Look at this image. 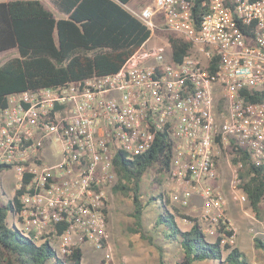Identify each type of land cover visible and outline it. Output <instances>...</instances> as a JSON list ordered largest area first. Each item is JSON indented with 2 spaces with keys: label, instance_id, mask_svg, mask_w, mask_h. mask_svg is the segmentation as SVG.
I'll list each match as a JSON object with an SVG mask.
<instances>
[{
  "label": "built area",
  "instance_id": "2783aa9c",
  "mask_svg": "<svg viewBox=\"0 0 264 264\" xmlns=\"http://www.w3.org/2000/svg\"><path fill=\"white\" fill-rule=\"evenodd\" d=\"M126 9L151 36L119 72L8 97L0 166L14 172V193L21 192L14 215L28 237L48 241L60 257L87 244L108 249L115 159L146 154L164 134L180 206L198 199L204 234L234 246L228 200L215 183L222 150H246L264 168V103L241 95L264 89V0H153ZM159 32L191 46L181 62ZM154 38L161 46L150 44ZM235 168L231 199L247 204L242 161Z\"/></svg>",
  "mask_w": 264,
  "mask_h": 264
},
{
  "label": "trees",
  "instance_id": "16d2710c",
  "mask_svg": "<svg viewBox=\"0 0 264 264\" xmlns=\"http://www.w3.org/2000/svg\"><path fill=\"white\" fill-rule=\"evenodd\" d=\"M130 1L76 0L70 17L62 20H57L40 1L0 3V54L18 52L17 57L0 64V113L8 106V97L12 94L63 87L119 72L151 36L150 31L122 6ZM201 1L197 0V5ZM196 12L195 9V15ZM158 34L170 42L175 62H181L190 52L191 46L175 34ZM241 95L250 102L264 103V89L245 90ZM229 152L234 165L239 161L243 163L238 171L239 188L247 196V204L261 214L264 168L255 166L246 150ZM171 159V145L164 134H157L151 150L134 160H127L123 153L117 155L115 165L119 181L112 191L132 200L133 227L130 231L158 250V264H166V244L176 245L183 256L177 264H249L246 254L238 247L222 246L220 238L207 240L198 221L195 220L189 231L183 230L178 220L190 218L171 202L168 194L160 193L143 201L144 176L152 169L167 175ZM6 169L0 166V174ZM156 182L162 185V180L156 179ZM20 195L17 191L13 203H0V264H81L82 246L60 257L48 241H35L16 226L12 230L8 227V214L19 209ZM158 201L160 213L154 225L157 243L148 235L144 224L146 210ZM105 212L109 224L110 205ZM226 235L232 237L234 233L226 232ZM254 245L264 253V239L255 238Z\"/></svg>",
  "mask_w": 264,
  "mask_h": 264
},
{
  "label": "rangeland",
  "instance_id": "374dc122",
  "mask_svg": "<svg viewBox=\"0 0 264 264\" xmlns=\"http://www.w3.org/2000/svg\"><path fill=\"white\" fill-rule=\"evenodd\" d=\"M151 4V3H150ZM149 4V5H150ZM160 38V37H159ZM154 38L150 44L153 46H161V39ZM17 52H7L0 55V64ZM236 172L235 165L229 151H220V173L221 177L215 186L221 191L228 200L226 209L227 218L231 220L235 229V245L243 251L249 264H264V253L255 248V238L264 239V202L261 214L255 213L248 204H239L231 199V190ZM156 179L162 180V185L156 182ZM15 174L12 170L6 169L0 174V203L7 204L8 198L14 197L15 193ZM6 193V197L4 196ZM143 201L149 200L151 197H157L160 193L168 194L171 202L179 207L185 215L190 219L188 222L178 220L180 227L189 231L195 224V220L201 225L200 207L201 202L196 199L191 208H182L178 202L181 192L177 190V186L166 174H159L155 169L146 173L142 181ZM196 206V207H194ZM196 208V209H195ZM133 211V203L129 197L123 195L112 194L110 199V219L108 249L98 250L94 246L87 244L83 247V259L81 264H158L159 252L147 240H144L139 234L130 231L133 227V219L131 213ZM160 213V202L152 204L145 213V230L148 235L154 237L158 243L157 232L154 230L155 221ZM13 226L25 236H29L25 232L22 224L17 220L13 212L8 214V227L12 230ZM207 240L213 241L207 237ZM55 247V244L52 243ZM165 260L166 264H177L182 261L183 256L180 254L176 245L166 244ZM110 255L108 260L107 255ZM62 257V256H61ZM196 264H219L218 262H202Z\"/></svg>",
  "mask_w": 264,
  "mask_h": 264
},
{
  "label": "crops",
  "instance_id": "0c3cea01",
  "mask_svg": "<svg viewBox=\"0 0 264 264\" xmlns=\"http://www.w3.org/2000/svg\"><path fill=\"white\" fill-rule=\"evenodd\" d=\"M11 1H40L45 6V8L54 15V17L57 20L68 19L70 17L71 12H73V10L75 9L73 5L76 4V0H0V3H8ZM152 1L153 0H131L127 5H122V6L125 9L126 7H128L135 11H141L142 9L147 7L150 3H152ZM13 56L17 57L18 52ZM4 62H2L1 64H3ZM5 194L6 193H4V196L6 197Z\"/></svg>",
  "mask_w": 264,
  "mask_h": 264
}]
</instances>
